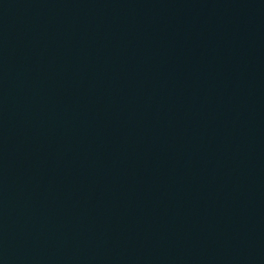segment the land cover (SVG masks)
<instances>
[{
    "label": "water",
    "instance_id": "water-1",
    "mask_svg": "<svg viewBox=\"0 0 264 264\" xmlns=\"http://www.w3.org/2000/svg\"><path fill=\"white\" fill-rule=\"evenodd\" d=\"M185 0H0V264H137Z\"/></svg>",
    "mask_w": 264,
    "mask_h": 264
}]
</instances>
